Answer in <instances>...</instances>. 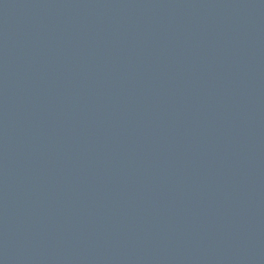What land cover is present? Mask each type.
Masks as SVG:
<instances>
[{
	"label": "water",
	"instance_id": "95a60500",
	"mask_svg": "<svg viewBox=\"0 0 264 264\" xmlns=\"http://www.w3.org/2000/svg\"><path fill=\"white\" fill-rule=\"evenodd\" d=\"M0 264H264V0H0Z\"/></svg>",
	"mask_w": 264,
	"mask_h": 264
}]
</instances>
